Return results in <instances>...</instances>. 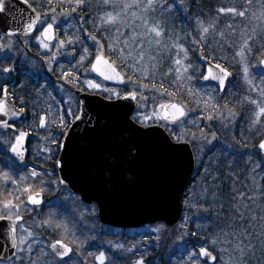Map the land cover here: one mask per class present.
<instances>
[{
  "label": "rangeland",
  "instance_id": "rangeland-1",
  "mask_svg": "<svg viewBox=\"0 0 264 264\" xmlns=\"http://www.w3.org/2000/svg\"><path fill=\"white\" fill-rule=\"evenodd\" d=\"M124 2H131V0H124ZM140 2L143 5L147 3V0H140ZM159 5H163V7L161 8ZM242 6H247L249 8V12L244 18L233 17L231 14H218L217 11L221 7L240 8ZM154 7L155 11L149 10L147 13L141 12L140 9L128 10L130 19L131 12L137 11L140 15L145 16L150 23L161 22L164 27V35L160 38L161 45L159 46L155 45V43L152 45L147 43V40L151 39V37H136L137 41H144V49L148 50L152 56L157 57L156 61L151 62H149L147 56L145 57L144 67L148 70V75L143 80H150L153 82L158 79H165V77H169V75H164V73H166L169 68L175 67L172 61L176 58V52L178 49L174 47V44H183V46L188 49V59L185 60L184 63L192 64V68H190L188 73L185 75H191L193 77L190 81H184L188 84L194 81L195 77L203 72L201 63L198 64L196 61L197 59L201 60L202 58L199 50L201 45L199 43H192V38L200 41L201 22L204 26H208L209 23L215 22V28L210 29L209 34L205 37L206 43L203 45V48L206 49L211 56H213L212 58L217 61L215 63H220L224 67L227 66L233 76L227 83L225 90L221 93L213 85H207L200 88L197 87V89L198 92L205 95L208 102L210 101L211 103L214 102V97L216 95L222 96L223 99L234 97L235 99L232 101V105H228L229 109H232L238 114L234 121L228 118V109L223 107L225 103H222L219 108L211 109L210 114L216 116V118L212 121L205 120L202 123L196 122L194 126L191 121H196L197 119L194 120L191 111L189 112L188 117L185 118L183 127L186 129V126H189V128L196 133V138L190 143L196 158V172L193 179L195 180V178H197V169L199 168V165L201 163L205 164L208 162L207 157L218 147V145H223L226 148H231L229 150H233L232 146L236 144L235 131L239 128L240 135L243 136L245 132V125L247 129H250L248 125H250L251 119L253 118L252 113L255 111V106L249 104L244 98L249 96L252 98H259V96L256 91L249 90V85L243 79V73L241 70L242 66L238 63V57L235 59L234 57L235 52L243 42V39L247 36L253 35L252 28L257 25L259 26L256 27V38L250 41L253 48V54L249 56L250 65H258L259 59L264 56V47H260L261 45H264V17H260L261 11H264V2H262V0H252L250 5H245V0H208L207 5L199 10L197 6H195L193 0H156ZM195 7L196 9L193 10ZM105 10L111 11L112 9L103 8L102 13L98 16V29L101 30L99 32L101 37V33L105 28L108 32V38L113 40L119 39L121 41L129 40L133 28H135L137 33H144L146 31V29L142 27V21L137 19L132 27L125 28L123 25L119 26L120 33H122V35L118 36L115 26H101L100 16L103 15ZM54 14L56 16L54 26H60L61 38H57V40L51 44L50 49H45L35 38L39 36V34H37L32 40L23 41H19L17 38L8 39L0 37V45H3V47H0V53L13 51V53L15 52L17 54L16 51H20L21 53L19 52V54H21V56L23 55L21 61L28 65V68L26 69L29 70L30 74L35 75L36 80L40 77L38 74H42V77L51 76L50 73L52 72L54 66L62 60V58L71 60L73 57L71 53L67 52L65 44L63 47L59 46V41L63 40L62 36H67V33L71 31L73 21H71L70 16L65 13L55 12ZM253 14L260 17V19H253ZM51 15H53V13L48 12V16L50 17ZM51 22L52 21L50 19L46 20L44 24L40 25L41 30L44 26H46V23ZM229 24L232 25V29L227 27ZM220 31L225 33L224 38H221L218 35ZM77 40L78 37L76 41ZM129 42L132 43L131 40ZM89 43L94 46V42L91 39H89ZM34 45L38 47L40 54H38L37 57H32V54L31 56L26 53L28 49H32ZM121 46H123V44H121ZM134 47L138 48L139 45L135 44ZM105 49L107 52V44H105ZM89 58L90 56H88L82 63L87 61ZM181 59H183L182 53ZM209 60L214 62L212 59ZM129 63H131V59L129 60ZM153 64H156V68L152 67ZM260 72L261 69L259 67H254L250 73V76L253 78V82L257 85L260 84ZM128 73V75H132L130 71ZM5 77L7 78L8 75L6 74ZM88 80H95L97 83H101L102 86L114 88L120 91L121 95H123L126 91L124 89L107 85L104 81L94 76L92 71L88 70V72L84 74L82 82H84L86 89L93 94L102 95L99 90L93 91L88 88L85 83ZM145 84L151 85V83ZM41 89L45 91V96L47 98L43 99L42 107H47L49 101L54 100L51 98V93H53L55 89V91L57 90L56 98L58 99L57 103L59 105H57L60 107V111L63 110L61 109L63 107L71 109L72 113L76 110L77 102L73 94L74 89L72 88L70 81L62 80L57 82L52 91L47 90V85L45 84L41 86ZM154 92L155 91L151 87L142 90V93L147 97V100H138L140 106L139 109L136 110V114L137 112H147L148 114H151V111L156 105L163 103L159 102V98L163 96H161L160 93ZM104 95L107 94H103L102 96ZM209 97H212V99H209ZM144 105H147V107H144ZM220 113H222V115ZM73 116L74 114L70 116L71 119ZM163 123V121H157L155 125H159L165 129L162 126ZM260 126L261 127L258 129V132H264V118H262ZM201 130H203V136L201 135ZM212 132L216 133L215 139L211 136ZM205 136L207 139L204 138ZM12 138L13 136L2 134L0 132V151L3 150L6 152L10 148L13 141ZM188 139H192L191 136H189ZM5 140L8 141L7 144L4 143ZM219 152L220 151L213 155L219 158L220 155H222V153ZM5 159V156H0V166L2 165V161L6 165L7 162ZM244 159H246L247 163L239 173L235 174V180L231 181V183L227 185L231 190H227L226 188L225 192L230 196L228 197V201L231 200L233 195H238L239 193H247L249 196L254 198L252 201L247 202L249 205L248 216L255 217L256 219H246L244 227L248 228L250 234H258L264 231V219H261L264 217V182L261 181L263 170L261 169L260 162L255 159L254 161L252 160L250 152ZM15 167V174H19V178L17 177V180L16 176L13 178V176L10 175L14 169H2L8 173L9 177H11L10 181L13 180L16 182L12 183L11 181V185L20 186V183L26 184L27 187L25 188H28L30 185H35L36 188H32V192H28L27 196L35 192H41L48 200V205L38 206L35 208L31 206L28 207V205L26 206L22 202L18 203L21 205L19 214L21 216L23 214L27 215V219L19 226L20 236L18 237V242L21 238L27 236L25 230L32 232L33 235L31 237H27V242L32 245L33 251L31 253V260L34 261L35 264H56V258L51 255L49 252L50 250L48 249V245L52 243L49 239L55 235L62 239L65 238V242L69 245H71V241L74 242L78 247V249H75L71 245L74 248V253L71 256L72 264H88L86 260L83 259L84 253L81 252L82 249L84 252L86 251V255L84 256H88V258L92 260L89 264H99L96 257L100 252H104L107 257L105 264H136V262L141 258H143L144 264H147V257L151 256L152 246L155 247V245H153L154 243L156 244L155 252L157 256L153 259L152 264H159V242L164 243L165 241H168L170 245L165 242L164 247L161 249L162 252L165 255H169L175 246H180V255L183 256L185 262L188 264L189 250L194 249V247L186 246L185 231L182 228H178L179 226L176 227L178 228L176 231H167L162 228L160 224L144 226L139 229L126 231L105 227L97 219V209L95 206H88L82 203L78 197L60 188L55 179L51 181L50 177L45 174L33 177L31 175L32 171H25L18 165H15ZM0 179H2V181H0L1 187L2 184H5V180L3 178ZM196 180V183L188 189V194L191 196L192 200L190 203L188 202L185 210L186 213H191V217L193 218H197L203 213L205 217L204 219H206V214L201 208L196 209L194 202L197 201L201 203L202 201L204 203L203 196L207 195L208 190L204 188L206 183L205 180H203V177ZM10 183L9 181L6 182V184ZM25 188L23 187V189ZM233 190H235V192H233ZM216 197L217 200H223V192L217 189ZM0 198H3L1 191ZM13 198L14 197L12 196L10 197V199ZM216 202L214 203L215 205L217 204ZM221 209L222 207L220 205L217 211L222 212ZM231 210L233 211V209L228 208V211ZM45 221H49V223H44ZM66 228L67 231L65 230ZM157 228H160L159 232L155 231ZM213 237L215 236H211L210 238ZM215 238L218 240L216 248L217 254L220 258V261L217 264H229L230 257L234 261L239 255V253H237L234 249L231 252H219L221 247L226 249H232L233 247L231 244L223 243L226 239L223 233H218ZM245 242L247 243V241ZM252 243L256 245L255 256L253 257L251 254L246 256L244 264H264V260L261 259L262 253L260 251V245L255 235H253ZM118 244L123 245V249H117L115 245ZM21 246L27 247V245ZM210 248H212V246H209V249ZM42 249L45 252H49V254L47 256L42 255ZM20 255L25 257L22 261L14 260L5 264H29L27 253H21ZM135 256L137 258H135ZM221 258L223 259L221 260Z\"/></svg>",
  "mask_w": 264,
  "mask_h": 264
},
{
  "label": "snow or ice",
  "instance_id": "snow-or-ice-1",
  "mask_svg": "<svg viewBox=\"0 0 264 264\" xmlns=\"http://www.w3.org/2000/svg\"><path fill=\"white\" fill-rule=\"evenodd\" d=\"M156 0H147L146 4H141L140 0H131V2H124V0H99V3L96 5L97 7L102 6L105 9H112L111 11L105 10L103 15L100 16L101 26H115L117 35H122L120 33V27L123 25L125 28L132 27L136 20L139 19L142 21V27L146 29L144 33H137L135 28H133L132 34L129 40H119V39H111L108 38V32L105 28L101 33L102 37H104L103 42L98 40L95 35L91 33L88 34V38L94 42V47L96 48V52L92 55L89 71L95 72L98 76L102 77L104 81H115L119 85H123L125 88H130V90L125 91L123 95L121 92L114 89L109 88L107 86H102L101 83H97L95 80H88L85 83L88 88L93 91L99 90L100 93L107 94L104 96L107 100L113 99H126V100H147V97L143 95L142 90L148 89L151 87L154 91L159 92L162 95H166L168 97L174 96L176 93L174 91H169L168 88L164 87L163 80L159 82L157 86V82L153 81L151 85L143 83V79L148 75V70L144 67L145 57H148L149 62L156 61L157 57L152 56L148 50L144 49V41H137V36L143 37H151V39L147 40L149 45L155 43V45H161V37L164 35V27L161 22L150 23L145 16L140 15L137 11L131 12V19L128 15V10L130 9H140L141 12L147 13L149 10L155 11ZM264 2V0H262ZM24 3L29 4V0H24ZM252 0H245V5H250ZM49 4H51V0H49ZM76 8H80L84 6L87 9L88 4L87 0H75ZM42 6V5H41ZM161 8L163 5H159ZM29 7L32 9V14L29 18V22L21 29L25 36H28L30 33L37 31V24H44L46 20L50 19L51 23H46V26L40 30L39 36L35 37L40 44L45 49H50L51 45L49 41L55 39V29L54 25L56 22L55 16V8L49 7L48 11L41 14L36 12L35 8H32V5L29 4ZM171 7V6H170ZM76 8H73L72 11H75ZM218 14H231L233 17H246V14L249 12V8L247 6L238 7H221L218 10ZM7 12V0H0V13ZM48 12L53 13L50 17L48 16ZM66 15H70L67 13ZM260 17H264V11H261ZM255 14H253V19H260ZM257 25L256 27H258ZM229 29H232V25L229 24L227 26ZM256 27L252 28L253 35L247 36L243 39V42L240 44L238 50L235 52V58L238 57V63L242 66V73L244 81L249 85L250 91H256L258 93L259 98L245 97L244 99L251 105L255 106V111L252 113L253 118L251 119V123L249 128L255 127L256 125H260L262 123V118H264V56L259 59L258 65H250L249 56L253 54V48L250 43L255 37ZM215 28V22L209 23L208 26H204L201 22L200 24V41H197L195 38H192V43L201 45L200 51L203 59L208 60L209 57L203 56V45L206 43L205 37L209 34L210 29ZM234 33V29H233ZM6 35L12 36L17 33L13 31H6ZM218 35L221 38H224L225 33L220 31ZM132 41L130 43L129 41ZM70 44L74 43L71 39L68 41ZM65 44L64 40L59 41V46L63 47ZM105 44H107V52ZM123 44V46H121ZM138 44L139 47L135 48L134 45ZM3 47V45H0ZM174 47L178 49L176 52V58L172 61L174 68H169L164 75H172L175 73L176 80L174 83L180 84L184 80H192L193 77L191 75H185L188 73V70L192 68V64H185L184 61L188 59V49L183 46V44H174ZM260 47H264L261 45ZM181 53L183 54V59H181ZM89 55L88 49H84V55L80 57V62H83ZM131 59V63L129 60ZM214 59V58H213ZM153 68H156V64L152 65ZM254 67H259L261 69L260 72V84L257 85L253 82V78L250 76L252 69ZM158 70V69H157ZM13 71L12 68H4L3 72L8 73ZM131 72L132 75H128V72ZM139 74V75H137ZM67 75V74H66ZM232 75V73L228 70L227 67L222 66L220 63L210 64L207 68V74L202 76L204 80H214L217 81V87L221 92L224 91L225 82ZM135 77V78H134ZM188 94L190 96L195 95L188 89ZM4 96L7 98L8 90L6 87L3 88ZM212 99V97H209ZM147 107V105H144ZM213 109L221 107L220 105H212ZM224 108L228 109V118L231 120H235L238 114L232 109L228 108V105H223ZM23 112V109L20 110ZM191 109H187V106L180 102H167L160 103L156 105L151 114L147 112H137L132 119L136 124H140L142 127L150 128L153 127L157 121H163V127L166 131L169 132L172 141H174L175 145L188 144L191 143L192 140L196 138L195 132H189L187 129L183 127L185 123V118L188 117ZM222 115V113H220ZM18 116L19 113L9 110L6 108L5 103L0 102V117L7 116ZM68 115L72 116V110L68 109ZM83 115V103L75 114V119H82ZM209 121H212L216 118L215 115L209 114L206 117H203ZM151 122V123H148ZM45 123L44 118H41L40 125L43 127ZM55 123V121H53ZM69 122L64 121V117H60V127L62 129L61 135L66 139V133L69 131L68 127ZM71 123H75V121H71ZM191 123L195 126L196 121H191ZM175 126L174 128L171 126ZM0 126L4 128L13 127L10 125L6 119L0 118ZM134 127V126H133ZM140 135H147V133L140 132V129H134ZM28 133L21 132L18 136L15 137V143L10 146V151L15 154L16 157L19 158L20 161L24 159V152L22 150V145L25 137ZM201 135L203 136V130H201ZM191 136L192 139H187L186 137ZM211 136L213 139L216 137V133L212 132ZM207 139V137H204ZM53 142L59 144L56 137H53ZM210 142V141H209ZM4 143H8L7 140ZM62 146V145H61ZM258 148L264 152V139H262L258 145ZM45 151H49L46 149ZM129 155H132V150L129 149ZM59 163V161L57 162ZM3 176L4 180L9 181L10 177L7 172L0 173ZM31 175L33 177H37L40 175L36 169L32 170ZM23 179V177H22ZM12 183H16L12 181ZM60 183H64L63 180H60ZM32 188L29 186L28 188L23 189V192L28 193L31 192ZM235 192V190H233ZM11 195V194H10ZM19 199V197H15L14 199H4L0 201V220H8L11 222L10 233H11V246L15 249L13 255L16 260H23L25 257L19 255L20 253H27V257L29 260V264H35L34 261L31 260V253L33 251L32 245L27 242V237H31L33 234L30 231L25 230L27 236L21 238L19 242H17L16 235V222L21 221L23 217L19 214L21 205L15 203L14 200ZM254 198L249 196L247 193H239L238 195H233L231 201H229L230 209L235 211V216L231 220L230 230L228 232H223V235L226 239L223 241L224 244H231L232 249H226L221 247L219 249L220 253L225 251L231 252L233 249L239 253L238 257L233 261L230 257L229 264H244V259L246 256L251 254L253 257L255 256L256 245L252 243L253 235H255L259 245L260 251L262 253L261 259L264 260V231L258 234H250L248 228L244 227V222L246 219L254 220L255 217L248 216L249 205L247 202L252 201ZM27 203L31 205H39L42 203V195L41 192H35L31 195L27 196ZM185 204H188V200H185ZM223 207V205H221ZM261 219H264L262 217ZM187 217L185 218V223L181 225L182 228L186 227ZM44 223H49V221H45ZM200 226L197 225V228ZM67 231V228L65 229ZM155 231L159 232L160 228L155 229ZM230 237V238H228ZM182 239V238H181ZM247 241V243L245 242ZM210 245L212 246L211 250L209 247L201 245L198 248L190 249L188 253V264H208V261H212L213 264H217V256L213 255V252L217 251L216 245L218 240L216 238H211L209 240ZM21 245H27V247H22ZM117 249H123V245H115ZM48 249L52 256L56 258V264H72V257L70 254L73 252V248L65 242L64 239H57L48 245ZM247 250V251H246ZM42 251V255L47 256L49 252ZM68 259H65V258ZM9 260L11 257L8 258ZM99 261V264H105L107 257L104 252H100L96 257ZM223 258H221L222 260ZM136 264H144L143 258L138 260Z\"/></svg>",
  "mask_w": 264,
  "mask_h": 264
},
{
  "label": "water",
  "instance_id": "water-1",
  "mask_svg": "<svg viewBox=\"0 0 264 264\" xmlns=\"http://www.w3.org/2000/svg\"><path fill=\"white\" fill-rule=\"evenodd\" d=\"M29 4L24 3V0H7V12L0 13V34L11 37L5 32L14 30L16 35L30 38L36 33L25 36L21 31L33 15ZM201 64L204 67L203 75H206L208 66L214 62L202 58ZM93 74L103 80L95 72ZM231 78L232 75L225 82V88ZM105 82L124 87L115 81ZM217 83L214 80H200L202 86L217 87ZM6 88L8 96L5 98L2 90L0 102L19 115L0 117L13 125L9 128L0 126V129L16 132L15 125L26 121L28 114L24 110L20 111L9 87ZM75 94L79 107L83 103V115L80 120L74 119L75 123L71 124L66 139L63 137L59 146L55 167L59 182L64 181L60 183L61 187L78 194L84 203L95 204L98 218L106 226L137 229L157 223H164L170 228L179 225L183 213V195L194 177L196 167L191 144L177 146L162 127L154 125L145 128L136 124L132 116L139 109L138 101L107 100L80 90H76ZM42 118L45 123L43 127L39 123L41 131L46 127V117ZM134 129H140L147 135H140ZM29 138L28 133L22 145L24 159L19 160L21 165L26 163ZM129 149L132 150L131 156ZM260 153L264 158V152L260 150ZM9 154L18 158L11 151ZM45 204L42 195L41 204L29 205L38 207ZM22 220L16 222V235L17 225ZM10 226V221L0 220V261L7 262L15 257ZM208 264L213 262L209 260Z\"/></svg>",
  "mask_w": 264,
  "mask_h": 264
},
{
  "label": "trees",
  "instance_id": "trees-1",
  "mask_svg": "<svg viewBox=\"0 0 264 264\" xmlns=\"http://www.w3.org/2000/svg\"><path fill=\"white\" fill-rule=\"evenodd\" d=\"M30 3L42 14L48 11L49 7L55 8V12L57 13H70V19L73 21L72 29L67 33V36L63 37L62 39L65 41V45L67 48V52L71 53L73 55L71 60H66L62 58L56 65L54 66L52 72L50 73L51 76H41L42 74H38L39 79H35V75H32L29 73L28 65H26L23 61H21L22 56L19 54L20 51H16L17 54L11 56H1L0 55V87L3 86V69L13 67L14 73L12 74V79L14 78L13 86L11 88V93L13 95V98L15 100L16 105L24 109L28 115L29 120L28 122L22 124L19 126V130L29 131L33 128V131H36L37 127V121L39 117L43 114H45L48 118V127L46 131L42 133H38L41 135V137L38 140H33L30 144L31 149H37V150H46L42 153L45 161L46 170H44L45 175L50 177V180L56 181V173L54 169V162L58 155V146L59 144L53 142V137H56L57 141H61L62 139V129L60 127V117H64L65 122L68 123V127L71 124V117L68 116V108H61L63 110L60 111L59 104L57 103L56 93L57 90L51 93V98L54 99L53 101H49L47 104V107H42V101L43 99H47L45 96V91L41 89V86L43 84L47 85V90L52 91L54 85L57 82H60L62 80H67L71 82V86L73 89L82 88V85L80 83L82 76L88 72V69L90 68V63L92 59V55L95 54L96 50L93 45L89 43L88 34L91 33L92 35H95L98 40L103 41L104 38H102L99 35V32L101 31L98 29V16L102 13V6L97 7L96 5L99 3V0H87L88 7L85 9L84 6H81L80 8H76L75 0H51V4H49V0H29ZM195 6L200 10L203 7L207 5L208 0H193ZM42 5V6H41ZM73 8H76L75 11H72ZM214 8V7H213ZM46 9V10H44ZM193 8V10H195ZM78 37V40L76 41ZM61 38V36H60ZM69 39L74 41V43H69ZM88 49V53L90 58L85 61L84 63L80 62V57L84 55V49ZM200 50V49H199ZM21 53V52H20ZM201 53V51H200ZM29 54L32 57H37L38 53L35 50L29 51ZM107 55L108 53L105 52ZM203 56L209 57V59L214 60L211 56V54L203 48ZM198 64L200 63V59L196 60ZM214 62H217L214 60ZM226 66V65H225ZM227 67V66H226ZM67 74V75H66ZM129 74V73H128ZM203 72L201 74L197 75L195 77V80L192 81L190 84H188L185 81H182L180 84L174 83L176 80V75L173 73L172 75H169V77H165V79H158L155 82H157V86L159 85V82L163 80L164 87L168 88L169 91H174L176 94L174 96L168 97L166 95H162L163 97L159 98V102L167 103L168 101L171 102H180L187 106V109H191V114H193L192 117H194V120L196 122H203L207 119L203 118L210 114L211 109L213 108L212 105H221L222 103H225L229 106L232 105V101H234V97H228L226 99H223L222 96H215L214 102L211 103L208 102L207 97L205 95H202L198 92L197 87L200 88L199 80L202 77ZM234 74V73H233ZM14 75V76H13ZM235 77V75H234ZM149 81V82H148ZM143 80V83H152L150 80ZM188 89H191L195 95L190 96L188 94ZM130 90V88H128ZM44 91V92H42ZM154 93H159L155 91ZM105 96V95H104ZM58 104V105H57ZM74 111V109H73ZM77 109L73 112V114H76ZM136 113L133 115L135 116ZM244 115V114H243ZM242 115V116H243ZM74 117V116H73ZM190 119V118H189ZM55 121V123H53ZM249 126V125H248ZM175 126H173L174 128ZM260 125H256V127H252L251 129H247L245 125V132L243 136L240 135V129L238 128L235 136V145L232 146L233 150H229L231 148H226L223 145H218L216 149L213 150V152L210 153V155L207 157L208 162L205 164H200L199 168L197 169V178L193 180V182L190 184V186L187 188V191L185 192L184 199H183V206H184V214L182 221L178 228H182L181 225L185 223V218L187 217L186 221V227L182 228L185 232V238H186V246H192L194 248L197 247V245L211 246L209 244V240L211 239V236H217L218 233L228 232L230 230L231 220L232 217L235 216V211L231 210L228 211L229 207V200L228 197H230L226 192L225 189L231 190L228 188V184L231 183V181L235 180V174L239 173L242 168H244L246 162V159H244L248 153L250 152V155L252 157V160H257L261 163V169L262 172V178L261 181L264 182V160L259 152L258 145L262 139H264V132H258V129H260ZM31 128V129H30ZM186 129L189 132H193L189 126H186ZM168 132V131H167ZM169 133V132H168ZM51 136V137H49ZM189 137V136H188ZM188 137H186L188 139ZM222 153L219 158L217 156H214L216 152ZM0 155H3L2 152H0ZM0 173H3L2 167H0ZM42 174V175H43ZM3 176L0 175V178ZM200 177H203V180H205L204 188L208 190V193L206 196H203V201L201 203L194 202V206L196 209L201 208L203 212L206 214V219H204L203 213L200 214L197 218L191 217V213H186L185 207V200L187 199L190 203L192 198L188 194V189H190L195 183L196 179H199ZM2 181V179H0ZM31 188H36L35 185H30ZM227 186V187H226ZM23 187H27L26 184H21L20 186H13L11 184H2L0 187L1 195L3 198H0V200L4 199H10V197H19V199H15V203L22 202L23 204H26V196L27 193L23 192ZM219 189L221 192H223V200L218 199L216 197V190ZM32 192V191H31ZM11 194V195H10ZM221 197L220 195H218ZM13 198V199H14ZM191 198V199H190ZM222 198V197H221ZM218 201V202H216ZM217 203L216 205L214 203ZM220 205H223L222 212L217 211L219 209ZM24 217V221L27 219V215H22ZM162 228L169 231H176L178 228H168L164 224H160ZM197 225L200 227L197 228ZM245 226V225H244ZM223 230V232H222ZM213 237V238H215ZM57 239H62L59 236H52L49 241H54ZM65 240V238H64ZM67 241V240H66ZM68 242V241H67ZM167 244L168 241H165ZM165 242H159V251H158V257H159V264H187L183 258V256L180 255L179 247L175 246L174 249L170 252L169 255H165L162 252V247H164ZM170 242V240H169ZM75 249L78 247L75 245L74 242L71 241L70 243ZM153 245L156 244L154 243ZM170 245V244H169ZM155 247L152 246L151 249V256L147 257V264H152L153 259L156 254ZM211 250V248H210ZM83 254V259L86 260V262L89 264L91 263V259L88 258L86 255V251L81 250ZM218 257V262L220 261V258L217 254V251L213 252ZM21 254V253H20ZM19 254V255H20ZM162 256V257H161ZM16 260V259H15Z\"/></svg>",
  "mask_w": 264,
  "mask_h": 264
},
{
  "label": "flooded vegetation",
  "instance_id": "flooded-vegetation-1",
  "mask_svg": "<svg viewBox=\"0 0 264 264\" xmlns=\"http://www.w3.org/2000/svg\"><path fill=\"white\" fill-rule=\"evenodd\" d=\"M41 25V24H40ZM40 25H39V27L37 28V31H36V33H35V35L33 36V37H31V38H24V37H22V36H20V35H15V36H11V37H8V36H5V35H2V34H0V37H3V38H8V39H10V38H17V40H19V41H23V40H32V39H34V37L37 35V34H39V32H40V30H41V28H40ZM45 27V26H44ZM55 31H56V34H57V38H60V36H61V30H60V27H56L55 28ZM31 48V47H30ZM9 50V49H8ZM31 50H35V51H37V53L39 54V51H38V47L37 46H33L32 47V49H28V51L26 52L27 54H29V51L31 52ZM0 55L1 56H9V55H11V56H13V55H15V52L13 53V51H10V52H1L0 53ZM30 55V54H29ZM40 55V54H39ZM83 78H84V75L82 76V79H81V81H80V83H81V85H82V88H77V89H74V91H73V94H74V96H75V98H76V105H77V109H78V107H79V105H78V103H79V101H78V98H77V96H76V94H75V91L76 90H80V91H83V92H86V93H91V92H89L87 89H86V87H85V85H84V82H82L83 81ZM3 81H4V84H3V87L1 88V90L4 88V87H6V86H9L10 87V90H11V88H12V86H13V83H10V77H5V76H3ZM14 81V80H13ZM1 95V94H0ZM38 125H39V120L37 121V128H38ZM47 125H48V123H47ZM20 126V125H19ZM31 129V128H30ZM17 130H18V126H17ZM22 131H24V130H18V132H17V134H14V135H12L13 136V141H12V144H13V142H14V140H15V137L20 133V132H22ZM28 132H30L31 133V137H30V139H29V143H28V156H27V158H26V165L24 166V167H21L23 170H30V171H32L33 169H36L37 170V172H39V173H42L44 170H46V166H45V161H44V157H43V155H42V153H43V151L42 150H37V149H31L30 148V144H31V142L34 140V138L35 137H37V134L33 131V128L31 129V130H29ZM11 144V145H12ZM10 145V146H11ZM10 149V148H9ZM9 149L7 150V152L3 155V156H5V160H6V165H5V163L3 162V164H4V170H10L11 168L12 169H14L13 170V172H12V174H10L11 176H13V178L15 177V165H18L19 166V158H13V157H11L10 155H9ZM56 162V161H55ZM55 162H54V168H55ZM14 173V174H13ZM11 178V177H10ZM11 181H13V180H11ZM10 181V179H9V183L11 182Z\"/></svg>",
  "mask_w": 264,
  "mask_h": 264
}]
</instances>
